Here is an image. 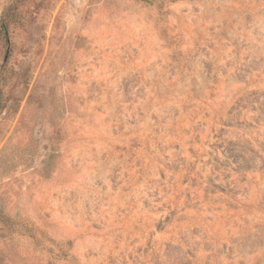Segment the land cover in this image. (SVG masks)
<instances>
[{
  "label": "rangeland",
  "instance_id": "1",
  "mask_svg": "<svg viewBox=\"0 0 264 264\" xmlns=\"http://www.w3.org/2000/svg\"><path fill=\"white\" fill-rule=\"evenodd\" d=\"M0 264H264V0H0Z\"/></svg>",
  "mask_w": 264,
  "mask_h": 264
}]
</instances>
